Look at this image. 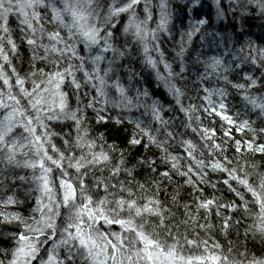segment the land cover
Segmentation results:
<instances>
[{
	"label": "snow or ice",
	"instance_id": "1",
	"mask_svg": "<svg viewBox=\"0 0 264 264\" xmlns=\"http://www.w3.org/2000/svg\"><path fill=\"white\" fill-rule=\"evenodd\" d=\"M0 264H264V0H0Z\"/></svg>",
	"mask_w": 264,
	"mask_h": 264
}]
</instances>
